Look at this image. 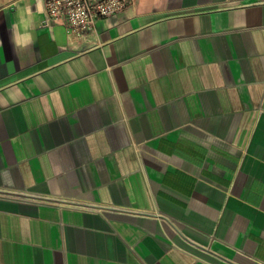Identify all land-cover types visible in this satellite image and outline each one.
Returning <instances> with one entry per match:
<instances>
[{"label": "crops", "instance_id": "0c3cea01", "mask_svg": "<svg viewBox=\"0 0 264 264\" xmlns=\"http://www.w3.org/2000/svg\"><path fill=\"white\" fill-rule=\"evenodd\" d=\"M43 1L0 0V264H264V0Z\"/></svg>", "mask_w": 264, "mask_h": 264}, {"label": "built area", "instance_id": "2783aa9c", "mask_svg": "<svg viewBox=\"0 0 264 264\" xmlns=\"http://www.w3.org/2000/svg\"><path fill=\"white\" fill-rule=\"evenodd\" d=\"M126 0H44L45 22L62 25L70 36L81 38L97 21L122 12Z\"/></svg>", "mask_w": 264, "mask_h": 264}]
</instances>
